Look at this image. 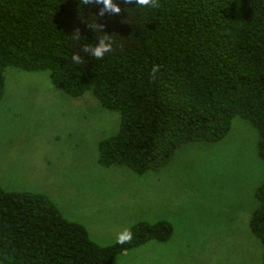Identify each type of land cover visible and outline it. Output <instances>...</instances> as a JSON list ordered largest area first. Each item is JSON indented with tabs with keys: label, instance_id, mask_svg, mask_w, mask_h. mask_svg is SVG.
Wrapping results in <instances>:
<instances>
[{
	"label": "trees",
	"instance_id": "1",
	"mask_svg": "<svg viewBox=\"0 0 264 264\" xmlns=\"http://www.w3.org/2000/svg\"><path fill=\"white\" fill-rule=\"evenodd\" d=\"M114 2L120 13L100 15L102 5L83 0H0V100L7 67L47 72L72 98L90 93L119 116L117 131L96 146L103 168L159 170L183 144L222 140L235 117L257 130L264 160V0H157L147 9L134 7L135 0ZM95 22L115 41L102 59L80 51L98 42ZM73 52L84 63L72 65ZM153 64L160 65L155 78ZM254 196L248 225L264 264V178ZM126 230L130 240L99 245L47 196L0 188L2 264H113L119 254L172 234L166 220Z\"/></svg>",
	"mask_w": 264,
	"mask_h": 264
},
{
	"label": "rangeland",
	"instance_id": "2",
	"mask_svg": "<svg viewBox=\"0 0 264 264\" xmlns=\"http://www.w3.org/2000/svg\"><path fill=\"white\" fill-rule=\"evenodd\" d=\"M3 75L1 189L47 196L99 245L138 221L171 224L169 240L148 241L113 264H262L248 223L264 160L246 120L235 117L222 140L183 144L164 167L137 175L96 161L97 143L117 131V113L90 93L66 96L47 72L7 67Z\"/></svg>",
	"mask_w": 264,
	"mask_h": 264
},
{
	"label": "clouds",
	"instance_id": "3",
	"mask_svg": "<svg viewBox=\"0 0 264 264\" xmlns=\"http://www.w3.org/2000/svg\"><path fill=\"white\" fill-rule=\"evenodd\" d=\"M123 3H131L132 0H122ZM82 4H96L102 5L100 8V15H103L105 12L110 14H118L121 11L119 4L115 3L114 0H83ZM143 9L147 8H156L157 0H135V6ZM89 24V23H88ZM92 30V25L89 24ZM95 29L98 33L95 35L97 43H84L81 46L80 51L87 56H91L94 59H102L106 54L113 52L115 41L112 35L107 34L101 30L99 26H97L95 22ZM72 39L74 41H79L80 33L79 31H74L72 34ZM70 61L72 65H81L84 63V56L80 54V52H73L70 57ZM160 65L153 64L151 67V74L153 78L159 72ZM132 238V233L130 231H125L122 235L119 236L118 242L123 243Z\"/></svg>",
	"mask_w": 264,
	"mask_h": 264
}]
</instances>
